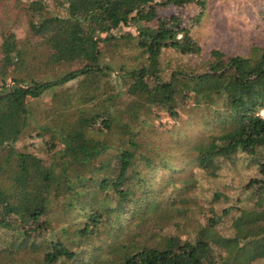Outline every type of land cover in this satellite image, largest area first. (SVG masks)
<instances>
[{
    "label": "trees",
    "instance_id": "1",
    "mask_svg": "<svg viewBox=\"0 0 264 264\" xmlns=\"http://www.w3.org/2000/svg\"><path fill=\"white\" fill-rule=\"evenodd\" d=\"M4 1L0 264H264V0L234 7L259 19L244 53L195 36L211 0ZM195 110L216 131L190 151L153 122Z\"/></svg>",
    "mask_w": 264,
    "mask_h": 264
},
{
    "label": "rangeland",
    "instance_id": "2",
    "mask_svg": "<svg viewBox=\"0 0 264 264\" xmlns=\"http://www.w3.org/2000/svg\"><path fill=\"white\" fill-rule=\"evenodd\" d=\"M15 1L16 0L4 1V4H10V12L7 10L4 11L5 18H8L11 14L15 15L14 18H25L22 15L21 7L24 8L23 1L28 2L29 0H22L20 4H16ZM50 1L52 2V0ZM243 1L244 0H211L207 16L204 18L201 26L196 27L194 31L195 36L202 42L207 50L218 46L229 53H244L249 43L257 39L258 34H260V31L257 29L259 19L253 12L254 15L251 14V12L246 15H238L237 11L234 10V7L241 6ZM244 2L250 4L252 0L249 2L245 0ZM166 11L167 10H161V13L164 14ZM174 11L178 12L179 10L174 9ZM14 23H17V21L14 20ZM123 28L128 29V27L125 26H123ZM18 31L21 34L24 32V30L19 29ZM19 81L22 84H27L23 78H20ZM12 84L13 82L9 76L5 79L0 77V91H7ZM32 104L35 111V117L31 123L32 127L22 135L17 142V146L29 143L31 146L35 147L40 141H43V139L36 136V131L32 132V130L37 124L44 122L45 114L52 107L51 96L33 98ZM262 114H264V111ZM153 122L162 137L174 138L178 142L176 147L183 148L184 151H190L189 145L185 143V140L196 142L216 131L214 121L208 119L205 113L197 112L196 110L191 113H183L177 121L170 120L169 123H165L155 119ZM177 164H185L182 166H184V170L187 173L196 172L197 175H203V170L195 165V163L192 165L189 164L186 157H181ZM238 170L240 169L235 171L231 169V165H227L224 166L221 172L224 177L231 175L237 177L239 175L237 173ZM254 173L255 172L251 174L248 173L247 176L249 174L251 176ZM161 175H163V171L159 170L155 172L154 178H159ZM219 179H223V177Z\"/></svg>",
    "mask_w": 264,
    "mask_h": 264
}]
</instances>
